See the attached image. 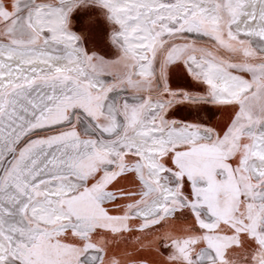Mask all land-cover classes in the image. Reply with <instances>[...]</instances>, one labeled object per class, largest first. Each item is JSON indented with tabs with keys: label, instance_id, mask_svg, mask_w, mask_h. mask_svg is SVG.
Returning <instances> with one entry per match:
<instances>
[{
	"label": "snow or ice",
	"instance_id": "6c2138e0",
	"mask_svg": "<svg viewBox=\"0 0 264 264\" xmlns=\"http://www.w3.org/2000/svg\"><path fill=\"white\" fill-rule=\"evenodd\" d=\"M0 264H264V0H0Z\"/></svg>",
	"mask_w": 264,
	"mask_h": 264
},
{
	"label": "rangeland",
	"instance_id": "374dc122",
	"mask_svg": "<svg viewBox=\"0 0 264 264\" xmlns=\"http://www.w3.org/2000/svg\"><path fill=\"white\" fill-rule=\"evenodd\" d=\"M74 30H77L79 32V34L81 35L82 39H81V44L82 46L89 52L92 51V49H111V45H98L97 47L94 46L93 42H92V39H94L93 37L89 36V35H86L84 34V32L81 30V29H74ZM102 31L105 32V37H106V29L102 28ZM97 40V39H96ZM106 41V40H105ZM100 43V42H99ZM178 115L180 117H183V116H186L187 113L184 112V111H181L178 113Z\"/></svg>",
	"mask_w": 264,
	"mask_h": 264
},
{
	"label": "crops",
	"instance_id": "0c3cea01",
	"mask_svg": "<svg viewBox=\"0 0 264 264\" xmlns=\"http://www.w3.org/2000/svg\"><path fill=\"white\" fill-rule=\"evenodd\" d=\"M106 40V37L104 38L103 41H100V40H96L95 38L92 39V42L94 44V46H98L100 44H102L103 46L104 45H108V43L105 41ZM100 42V43H99ZM95 50V51H99L101 54H104V55H108V56H111L113 53H114V49L111 47V49H92V51Z\"/></svg>",
	"mask_w": 264,
	"mask_h": 264
}]
</instances>
